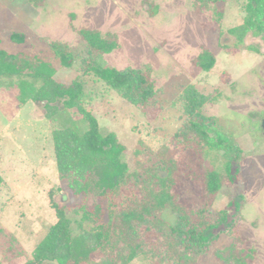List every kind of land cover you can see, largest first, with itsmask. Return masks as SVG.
<instances>
[{"label": "rangeland", "instance_id": "rangeland-1", "mask_svg": "<svg viewBox=\"0 0 264 264\" xmlns=\"http://www.w3.org/2000/svg\"><path fill=\"white\" fill-rule=\"evenodd\" d=\"M243 1L202 5L197 0H0V48L48 60L60 82L81 77L86 108L97 117L102 132L116 133L131 166L143 158L136 155L142 143L156 150L171 145L172 135L186 118L179 97L187 85L210 95L204 106L216 118L210 135L215 137L219 130L241 147L240 177L225 182L211 200L203 196L197 181H182L177 191L186 203L207 206L213 219L220 210L231 211L230 201L238 200L241 209L234 216V229L220 233L196 264H226L217 255L229 254L227 248L244 264H264V41L253 32L239 41L230 32L243 22ZM81 29L116 39L118 46L103 55L107 64L150 70L160 87L154 100L135 106L92 73H84L83 59L90 52ZM15 31L26 33L24 43L11 41ZM51 40L70 45L74 55L70 67L61 65ZM204 50L216 57L207 71L195 64ZM20 93L19 77L0 79V264H25L33 257L57 221L51 194L68 208L84 203L91 209L99 203L104 209L101 221L107 220L106 196L97 189L75 195L57 171L53 131L73 123L84 127L81 115L61 109L51 120L42 103L30 99L22 103ZM196 158L201 168L224 170L223 149L208 148ZM193 170L194 175L201 174ZM161 216L167 226L176 219L169 206ZM144 237L147 255L140 253L128 264H168L152 257L160 247V231L148 230Z\"/></svg>", "mask_w": 264, "mask_h": 264}, {"label": "trees", "instance_id": "trees-1", "mask_svg": "<svg viewBox=\"0 0 264 264\" xmlns=\"http://www.w3.org/2000/svg\"><path fill=\"white\" fill-rule=\"evenodd\" d=\"M197 1L209 5L221 0ZM242 6L243 22L230 32L239 41L248 32L261 35L264 41V0H244ZM80 35L90 52L83 59L84 73H92L135 106H145L154 100L160 87L150 70L133 66L117 68L103 60L104 54L118 46L115 38L95 29H81ZM10 39L22 44L26 33L12 32ZM49 44L61 65L70 67L74 60L70 45L55 40ZM215 62V55L208 50L195 59V64L206 71ZM55 72L53 65L39 55L10 53L0 48V79L19 77L22 103L28 99L42 103L46 117L51 120L56 119L61 109H74L83 118L84 127L73 123L53 131L57 171L75 195H87L97 189L99 195L106 196L107 220L101 221L104 209L99 203L91 209L84 203L68 208L56 202L51 194L57 221L25 264H128L140 253L147 255L148 251L143 249L144 233L151 229L160 231L161 237L153 258L158 256L168 264H196L220 233L234 229V216L241 209L238 200L230 201L231 211L220 210L213 219L207 214V206L190 205L177 191L182 181H197L203 196L211 200L225 182L233 183L240 177L244 159L241 147L219 130L215 137L210 135L216 120L204 111L210 95L201 93L192 84L187 85L179 97L186 118L172 135L171 145L156 150L142 143L136 155L143 158L131 166L124 159L126 146L116 133L102 132L97 117L86 108L84 80L76 77L70 83L60 82L54 77ZM208 148L224 150L223 171L201 168L196 156L204 155ZM193 169L201 174L194 175ZM2 183L0 173V187ZM115 198L119 201H114ZM167 206L176 214L169 226L161 216ZM226 250L230 253L221 251L217 255L223 262L245 263L230 248Z\"/></svg>", "mask_w": 264, "mask_h": 264}, {"label": "water", "instance_id": "water-1", "mask_svg": "<svg viewBox=\"0 0 264 264\" xmlns=\"http://www.w3.org/2000/svg\"><path fill=\"white\" fill-rule=\"evenodd\" d=\"M263 127H264V122H263Z\"/></svg>", "mask_w": 264, "mask_h": 264}]
</instances>
